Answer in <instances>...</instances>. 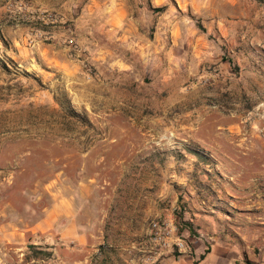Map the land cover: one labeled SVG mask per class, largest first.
Masks as SVG:
<instances>
[{"label":"rangeland","instance_id":"obj_1","mask_svg":"<svg viewBox=\"0 0 264 264\" xmlns=\"http://www.w3.org/2000/svg\"><path fill=\"white\" fill-rule=\"evenodd\" d=\"M124 1L0 9V264H99L103 208L157 192L149 264H264V0Z\"/></svg>","mask_w":264,"mask_h":264},{"label":"crops","instance_id":"obj_2","mask_svg":"<svg viewBox=\"0 0 264 264\" xmlns=\"http://www.w3.org/2000/svg\"><path fill=\"white\" fill-rule=\"evenodd\" d=\"M27 3L29 9H89L96 12L95 9H126L124 0H0V9H8L10 5L17 3ZM94 9V10H93ZM120 10L118 16H122ZM111 14L107 15L109 20ZM163 199H160L159 193L155 197L144 198L143 203L136 200L120 204L118 206H105L103 215L98 221L93 222V226L98 227L99 234H93L92 237L98 239L94 242L95 262L99 264H149L146 256L150 255L143 251L139 255L138 248L135 250V244L144 237L148 224L147 222L154 217H172V210L163 205ZM117 210L120 215L117 220L110 219V213ZM79 220V219H78ZM80 222V221H79ZM91 224V223H90ZM81 227V226H80ZM88 228L82 227L78 232V239L87 243ZM141 252V250H140ZM205 255L201 259L195 256H180L178 259L168 257L157 264H228L226 257H217L213 253ZM139 256V257H138ZM216 256V257H215Z\"/></svg>","mask_w":264,"mask_h":264},{"label":"built area","instance_id":"obj_3","mask_svg":"<svg viewBox=\"0 0 264 264\" xmlns=\"http://www.w3.org/2000/svg\"><path fill=\"white\" fill-rule=\"evenodd\" d=\"M175 227L167 221L155 220L150 224V233L155 241L163 247H168L174 240L175 245L185 248V244L179 236L174 235Z\"/></svg>","mask_w":264,"mask_h":264},{"label":"trees","instance_id":"obj_4","mask_svg":"<svg viewBox=\"0 0 264 264\" xmlns=\"http://www.w3.org/2000/svg\"><path fill=\"white\" fill-rule=\"evenodd\" d=\"M205 258V255H201V259H204Z\"/></svg>","mask_w":264,"mask_h":264}]
</instances>
